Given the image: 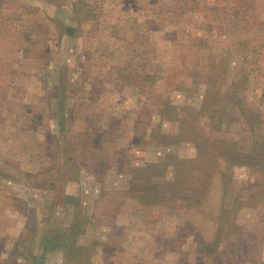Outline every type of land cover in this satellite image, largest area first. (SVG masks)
I'll return each mask as SVG.
<instances>
[{"label": "rangeland", "instance_id": "rangeland-1", "mask_svg": "<svg viewBox=\"0 0 264 264\" xmlns=\"http://www.w3.org/2000/svg\"><path fill=\"white\" fill-rule=\"evenodd\" d=\"M0 264H264V0H0Z\"/></svg>", "mask_w": 264, "mask_h": 264}]
</instances>
